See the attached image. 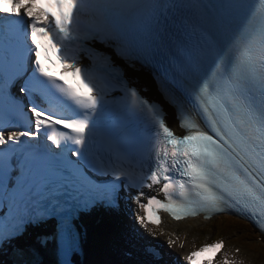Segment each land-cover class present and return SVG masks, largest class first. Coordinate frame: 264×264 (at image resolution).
I'll list each match as a JSON object with an SVG mask.
<instances>
[{
    "label": "snow or ice",
    "instance_id": "6c2138e0",
    "mask_svg": "<svg viewBox=\"0 0 264 264\" xmlns=\"http://www.w3.org/2000/svg\"><path fill=\"white\" fill-rule=\"evenodd\" d=\"M48 3L57 14L34 12L38 0L0 7V248L49 224L58 264H72L79 215L119 207L122 194L145 210L134 216L145 228L160 224L158 206L177 220L234 209L264 231V0ZM38 36L87 93L49 75ZM127 69H147L163 103ZM157 184L165 200L141 203ZM222 248L204 244L184 264Z\"/></svg>",
    "mask_w": 264,
    "mask_h": 264
},
{
    "label": "bare ground",
    "instance_id": "6f19581e",
    "mask_svg": "<svg viewBox=\"0 0 264 264\" xmlns=\"http://www.w3.org/2000/svg\"><path fill=\"white\" fill-rule=\"evenodd\" d=\"M188 220H185V221H182V222H172V223H169V222H165L164 224V227L166 229H169L170 230V233L166 235V238H167V241H169L170 239L171 240H174L175 243L172 244V245H169L168 242L165 243V246H166V249L168 250L169 254H170V257H172L174 254H177L178 252H181L183 254H188L187 251L192 248L195 244V242H197L198 240V237L197 236H194L193 233L195 232V226L196 225H201L202 228L209 225V223H207V221L205 219H203L202 217H199L197 219H193V221H195L194 223L191 224V226L188 228H183L181 229L180 228V224L181 223H184ZM191 221V220H189ZM133 226H137L136 224H133ZM109 228H112L109 226ZM143 230V229H142ZM144 232V235L145 237L147 238H152V234L150 233H147L143 230ZM240 234H242V230H239ZM138 233V232H137ZM241 236V235H239ZM138 236L137 235H133L132 236V239H136ZM232 239H234V237H229V240H228V243H227V246H226V249L228 251H231L232 253H235L236 256L242 258V259H245L246 260V264H255L252 262V260L250 259L251 256H253V254H251L244 245H242V250L240 251V253H236L234 251L235 248H237L238 246H234V247H231L230 246V242L232 241ZM110 240H111V236L107 237L104 241L106 242H103V245L101 247V251L104 253V255L106 253L109 252L110 250ZM121 241L125 244L128 243V240L127 239H121ZM43 244V243H42ZM182 245V246H181ZM4 248H8V245H5L3 247ZM43 249L46 251L48 250V246L43 244ZM122 251V248H119L117 250V255H119ZM109 254V253H108ZM94 256V253L92 252L91 254H89L88 256V260L86 261V264L89 262V264H92L93 263V257ZM2 258V257H0ZM122 258L125 259V257L122 256ZM79 259V258H77ZM103 263L104 264H113L109 257L107 256H103ZM0 264H2L0 262ZM81 264V263H79Z\"/></svg>",
    "mask_w": 264,
    "mask_h": 264
},
{
    "label": "rangeland",
    "instance_id": "374dc122",
    "mask_svg": "<svg viewBox=\"0 0 264 264\" xmlns=\"http://www.w3.org/2000/svg\"><path fill=\"white\" fill-rule=\"evenodd\" d=\"M186 224H192V222H187ZM208 227V226H207ZM206 227V228H207ZM200 233L201 232H203V231H199ZM203 234H204V232H203ZM237 235L238 234H236V235H234L235 237H237ZM234 237V238H235ZM217 238V237H216ZM237 239V242L236 241H234L233 242V240L230 242V245L231 246H235V245H237V246H239V245H242L243 243H245L244 241H242L241 239H238V238H236ZM204 240V242L206 241L204 238L202 239V241ZM234 243V244H233ZM256 246H257V248H258V250H259V253L257 254V261L256 262H258V263H261L262 261H264V253H263V250H264V243L263 242H259L258 240H256ZM251 253H253L252 251H250Z\"/></svg>",
    "mask_w": 264,
    "mask_h": 264
},
{
    "label": "trees",
    "instance_id": "16d2710c",
    "mask_svg": "<svg viewBox=\"0 0 264 264\" xmlns=\"http://www.w3.org/2000/svg\"><path fill=\"white\" fill-rule=\"evenodd\" d=\"M222 232H224V231H222Z\"/></svg>",
    "mask_w": 264,
    "mask_h": 264
}]
</instances>
